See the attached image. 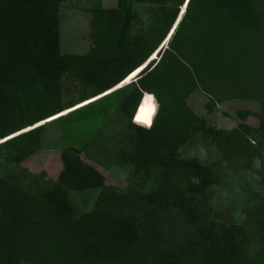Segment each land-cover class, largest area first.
<instances>
[{"label":"trees","instance_id":"obj_1","mask_svg":"<svg viewBox=\"0 0 264 264\" xmlns=\"http://www.w3.org/2000/svg\"><path fill=\"white\" fill-rule=\"evenodd\" d=\"M68 1L0 0V156L21 167L41 150L47 122H40L125 85L117 109L127 123L112 158L132 169L131 184L107 189L75 147L57 153L52 178L29 173L26 188L0 175V264H264V235L262 251L251 252L245 223L215 218L209 201L221 162L264 154V0H117L90 8L93 47L83 55L60 51V8ZM135 3L154 9L149 27L132 34ZM65 74L90 93L63 105ZM195 92L209 113L228 101L257 103V112L237 111L255 116L257 128L206 127L187 103ZM148 119L150 130L142 126ZM196 143L211 155H190ZM261 169L264 186V161ZM90 189L102 190L90 211L77 212L70 191ZM245 212L264 229V195Z\"/></svg>","mask_w":264,"mask_h":264},{"label":"rangeland","instance_id":"obj_2","mask_svg":"<svg viewBox=\"0 0 264 264\" xmlns=\"http://www.w3.org/2000/svg\"><path fill=\"white\" fill-rule=\"evenodd\" d=\"M116 5L117 0H71L61 4V53L83 55L90 52L93 47L91 38L93 15L90 8L109 9ZM153 9L151 5L137 3L133 5V10L137 12V20L131 29L132 34L140 33L149 27ZM60 84L63 105L68 102L77 103L83 94H89L91 91L82 80L71 74H65ZM124 86L100 99L91 98L92 100L84 101L72 109L57 113L59 115H54L52 119L40 122L39 124L47 123L41 136V150L38 155L21 167L9 163L5 155L0 156V175L14 176L26 188L32 184V176L38 175L42 170H46L48 177L52 178L59 165L57 153L66 147H75L80 150V158L104 176L107 189L127 190L132 180V169L119 165L112 158L127 123L125 116L117 109L129 91ZM206 101L207 98L200 92L193 93L187 100L193 111L205 119L206 127L231 130L238 124L244 123L249 127L257 128L259 121L255 116L250 115L241 119L237 114L238 110L257 112L259 110L257 103L249 100L228 101L218 104L209 113L204 108ZM96 134H98L96 140L91 141ZM192 148L188 151L190 155L204 158L211 155L201 144L196 143ZM262 161L264 154L254 157L250 163L246 158L238 159L233 164L221 162L218 168L221 184L209 200L215 218L223 222L245 223L244 227L253 240L249 246L251 252H260L263 248L261 237L264 235V229L256 221L254 214L245 212L247 208L259 206L260 198L264 195V186L260 182ZM152 187L153 181L150 179L145 182L143 189L147 191ZM101 190H72L69 197L77 212H86L92 209Z\"/></svg>","mask_w":264,"mask_h":264},{"label":"clouds","instance_id":"obj_3","mask_svg":"<svg viewBox=\"0 0 264 264\" xmlns=\"http://www.w3.org/2000/svg\"><path fill=\"white\" fill-rule=\"evenodd\" d=\"M154 100V98H152ZM157 110V105L153 103L152 107L150 108V111L152 112L153 115H155ZM142 126H144L146 129H149L152 127V121L150 123H144Z\"/></svg>","mask_w":264,"mask_h":264},{"label":"snow or ice","instance_id":"obj_4","mask_svg":"<svg viewBox=\"0 0 264 264\" xmlns=\"http://www.w3.org/2000/svg\"><path fill=\"white\" fill-rule=\"evenodd\" d=\"M147 101L149 102V106L151 107L152 97H147ZM143 111H144V110H142V112H143ZM137 120H138V121H140V120H144V116H143V115L138 116V117H137ZM145 122H146V123H150L151 120L148 119V120H145Z\"/></svg>","mask_w":264,"mask_h":264},{"label":"water","instance_id":"obj_5","mask_svg":"<svg viewBox=\"0 0 264 264\" xmlns=\"http://www.w3.org/2000/svg\"><path fill=\"white\" fill-rule=\"evenodd\" d=\"M163 46V45H162ZM166 46V45H165ZM164 46V47H165ZM157 54V53H156ZM156 54L155 55H152L150 58H149V62L151 61V60H153L154 58H156Z\"/></svg>","mask_w":264,"mask_h":264},{"label":"crops","instance_id":"obj_6","mask_svg":"<svg viewBox=\"0 0 264 264\" xmlns=\"http://www.w3.org/2000/svg\"><path fill=\"white\" fill-rule=\"evenodd\" d=\"M115 91V90H114ZM113 92V91H112ZM111 93V92H110ZM110 93H108V94H110ZM108 94H106V95H108ZM106 95H104V96H106ZM103 97V96H102ZM99 98H101V97H99ZM98 99V98H97Z\"/></svg>","mask_w":264,"mask_h":264}]
</instances>
